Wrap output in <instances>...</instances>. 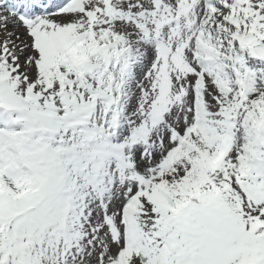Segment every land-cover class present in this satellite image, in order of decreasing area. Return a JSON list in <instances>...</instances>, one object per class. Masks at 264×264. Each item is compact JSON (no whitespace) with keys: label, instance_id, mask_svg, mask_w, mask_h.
Segmentation results:
<instances>
[{"label":"snow or ice","instance_id":"6c2138e0","mask_svg":"<svg viewBox=\"0 0 264 264\" xmlns=\"http://www.w3.org/2000/svg\"><path fill=\"white\" fill-rule=\"evenodd\" d=\"M0 264H264V0H0Z\"/></svg>","mask_w":264,"mask_h":264}]
</instances>
